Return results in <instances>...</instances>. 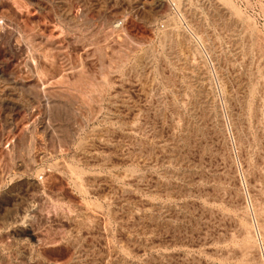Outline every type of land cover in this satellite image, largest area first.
<instances>
[{
  "label": "rangeland",
  "instance_id": "obj_1",
  "mask_svg": "<svg viewBox=\"0 0 264 264\" xmlns=\"http://www.w3.org/2000/svg\"><path fill=\"white\" fill-rule=\"evenodd\" d=\"M150 1L0 0V264H264V0Z\"/></svg>",
  "mask_w": 264,
  "mask_h": 264
},
{
  "label": "bare ground",
  "instance_id": "obj_2",
  "mask_svg": "<svg viewBox=\"0 0 264 264\" xmlns=\"http://www.w3.org/2000/svg\"><path fill=\"white\" fill-rule=\"evenodd\" d=\"M37 1V0H36ZM160 0H151L150 1V4L152 6V8L154 9V6L159 3ZM149 2V1H148ZM39 4V3H38ZM43 5V4H42ZM39 6V5H38ZM66 12V10H65ZM67 14V13H66ZM72 14V13H70ZM72 21V20H71ZM122 21V20H121ZM10 26V25H9ZM12 27V26H11ZM11 32V31H10ZM28 48V47H27ZM44 62V60H43ZM32 63V60L31 62ZM38 63V62H37ZM34 64V62H33ZM32 66V64L30 65ZM35 67L33 66V69ZM2 72L0 71V74ZM1 78V77H0ZM9 79V78H8ZM3 80V79H1ZM6 80V79H5ZM4 81V80H3ZM15 81V80H13ZM17 82V81H16ZM11 83V82H10ZM9 85V84H8ZM12 87L9 89L7 88L6 84L5 85H0V108H7L8 111H11L13 108H21V107H24V108H27L26 106H32L31 104L34 103L36 97H39L37 94L35 96H31L30 94L29 95H25L24 94H15L14 91H18L19 89L22 90V87L19 88L18 87V84L17 83H12L11 85ZM16 91V92H17ZM23 92V91H22ZM47 93V92H46ZM45 94V93H44ZM46 95V94H45ZM53 97V96H52ZM48 99V98H47ZM53 102V101H52ZM49 103V101H48ZM56 104V103H54ZM53 105V104H52ZM30 108V107H29ZM6 109V110H7ZM50 113V112H49ZM6 124L7 125H12V114L10 112L7 113V116H6Z\"/></svg>",
  "mask_w": 264,
  "mask_h": 264
}]
</instances>
